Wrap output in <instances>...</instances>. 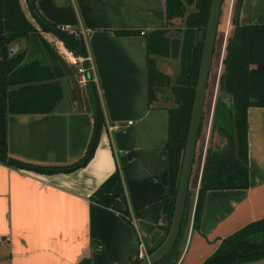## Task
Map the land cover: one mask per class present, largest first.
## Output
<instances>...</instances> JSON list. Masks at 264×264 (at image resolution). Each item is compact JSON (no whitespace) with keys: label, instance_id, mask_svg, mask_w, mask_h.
Masks as SVG:
<instances>
[{"label":"crops","instance_id":"obj_1","mask_svg":"<svg viewBox=\"0 0 264 264\" xmlns=\"http://www.w3.org/2000/svg\"><path fill=\"white\" fill-rule=\"evenodd\" d=\"M23 1L25 8L20 0L21 8L33 24ZM234 1L228 0L225 41L232 29ZM35 6L48 22L77 26L85 32L104 124L91 160L73 172L39 173L0 163V264L142 260L164 238L167 218L159 202L169 179L164 151L168 106L159 96L148 104L146 36L158 29L168 31L177 19L166 20L165 0H35ZM239 23L264 24V0H244ZM117 30L139 34L120 36L114 33ZM162 64L158 60L157 68L167 75L171 71L164 72ZM90 103L89 94L77 98L65 92L50 113L9 114L8 156L36 167L78 162L93 134ZM247 126L248 188L208 191L199 225L193 229L204 147L197 168L192 167L182 234L163 264H202L223 239L264 218V108L247 109ZM109 127L114 129L109 131ZM123 158L126 161L121 164ZM117 168L120 183L115 181ZM105 195L115 197L116 209L128 210L129 220L96 202Z\"/></svg>","mask_w":264,"mask_h":264},{"label":"trees","instance_id":"obj_2","mask_svg":"<svg viewBox=\"0 0 264 264\" xmlns=\"http://www.w3.org/2000/svg\"><path fill=\"white\" fill-rule=\"evenodd\" d=\"M25 2L35 26L25 16L20 0H0V156L6 159V162L0 163L13 169L39 173H70L87 165L98 144L104 117L96 91L98 115L97 118L94 117L89 147L78 162L66 167H36L12 159L7 153L6 118L9 114H47L52 112L63 98L62 81L66 77V60L50 46L44 35H50L56 42L61 43L74 58L80 60L76 64L81 68H84L85 62L88 63L86 43L77 26H70L74 29L69 31L62 30V25L50 23L38 13L35 0ZM243 2L244 0L234 1L232 29L225 41L222 69L218 79V91L230 97V104L227 105L217 97L213 130L225 139V145L215 149L209 147L205 151L194 208L193 229H197L199 225L204 196L208 191L248 188L247 109L264 108V24L240 25L239 14ZM210 3L211 0H165V16L168 22L185 18L181 39L166 36L167 29L154 30L146 36L149 105L158 97L156 88L170 84L168 75L158 70L154 58L179 61L178 73L173 85L170 84L174 105L167 108L168 130L164 151L168 161L169 179L159 202L160 211L167 218V225L163 228L164 238L169 230L174 207ZM187 7H193L194 10L187 13ZM114 33L120 36L139 34L135 30H117ZM13 47L17 49L14 51ZM84 70L93 106L90 86L94 90L95 86L89 64ZM125 161L123 158L121 164ZM115 181L120 183L118 168ZM119 196L125 203L123 193ZM114 199V196L105 195L96 202L106 208L120 211L122 216L129 220L128 210L116 209ZM186 206L187 200L185 209ZM185 216L186 210L177 240L182 234ZM173 248L156 264H163ZM155 249L156 247L148 250L147 255ZM262 258L264 218L223 239L216 251L202 264H238ZM140 262L141 259L136 258L128 264ZM79 264L89 263L82 261Z\"/></svg>","mask_w":264,"mask_h":264},{"label":"water","instance_id":"obj_3","mask_svg":"<svg viewBox=\"0 0 264 264\" xmlns=\"http://www.w3.org/2000/svg\"><path fill=\"white\" fill-rule=\"evenodd\" d=\"M223 0H211L207 24L205 28L202 53L200 58L198 76L195 86L194 98L190 113L188 131L185 140V146L182 155L181 167L177 183L174 207L169 225V230L162 243L149 255L141 260L139 264H156L163 259L167 253L173 248L178 235L180 233L182 219L185 211L187 200L189 181L191 177L193 161L196 153V145L198 141V132L200 128L205 95L208 86L209 75L211 71L212 58L214 53L215 41L221 15V7ZM88 67V63H84V68ZM171 73V72H170ZM90 92L93 101V113L97 118L98 108L95 90L90 86ZM220 99L227 105L230 104V97L219 91ZM0 162H6L5 158L0 156ZM238 264H264V258L251 262H243Z\"/></svg>","mask_w":264,"mask_h":264},{"label":"rangeland","instance_id":"obj_4","mask_svg":"<svg viewBox=\"0 0 264 264\" xmlns=\"http://www.w3.org/2000/svg\"><path fill=\"white\" fill-rule=\"evenodd\" d=\"M22 1V6L25 8L24 1ZM249 5H251L250 1L248 2ZM249 7V6H247ZM260 11L262 13V8L260 6H256L257 11ZM228 9V0H224L222 12L220 15V24L217 31V38L215 43V52L213 54L212 58V68H211V74L209 75V83L207 86V91L205 95V102L203 107V118H202V124H201V130L200 135L198 137L197 141V149H196V159L194 162V170L195 167L198 166V158L203 152L204 147L215 149V148H221L225 145V139L220 137L214 130V114H215V106L217 103V97L219 95V91H217V78L218 75L221 74V57L222 54L224 56V45L223 41H225L226 34L227 33V23H226V14ZM25 10V9H24ZM193 7H187V13L193 11ZM184 20L185 18H177V24H173L171 28L168 29L166 36L169 38H176L181 39L182 36V30L184 27ZM34 25H36L33 22ZM231 24V23H230ZM74 29V27H70V30ZM44 39L50 44V46L57 52V49L54 45V39L50 35H44ZM23 44V43H22ZM24 45V44H23ZM22 45V46H23ZM21 46V45H20ZM17 47V46H14ZM15 51L17 48H14ZM155 63L158 62V60L162 61V65H160L161 69L164 72H167L168 70L171 71V73H168V78L170 80V84L173 85L174 79L178 73L179 69V61L178 59H171V58H162V57H155ZM67 65V71H66V77L62 81V86L66 92V95L69 96V93L71 92L75 97H79L82 95L88 96V87L87 82L85 84L81 83L82 75L80 73V66L78 64H72L68 61L65 62ZM169 72V71H168ZM219 72V73H218ZM163 74V73H162ZM166 75V74H165ZM220 76V75H219ZM170 84L164 87L156 88V95L159 96V100L163 103H166L168 107L174 105L173 98L170 92ZM70 91V92H69ZM64 92V91H63ZM64 92V93H65ZM63 93V95H64ZM91 101V100H90ZM155 101L151 102L154 104ZM91 105V103H90ZM91 108L93 110V107L91 105ZM205 155V153H204ZM197 173V172H196ZM195 176H193L194 179ZM192 179V183H193ZM191 183V184H192ZM188 207V203L186 208Z\"/></svg>","mask_w":264,"mask_h":264},{"label":"built area","instance_id":"obj_5","mask_svg":"<svg viewBox=\"0 0 264 264\" xmlns=\"http://www.w3.org/2000/svg\"><path fill=\"white\" fill-rule=\"evenodd\" d=\"M61 29H62V30H67V31H69V30H70V26H69V25H62V26H61ZM80 33L82 34V36H83V38H84V37H85V32H83V31L80 30ZM141 34H143V33H141ZM54 45H55L57 51H58L60 54H62V55L64 56L65 60L68 61L69 63H72V64L75 65L77 62H80V60H77L76 58H74L73 55L71 54V52L67 51V50L63 47V45H62L61 43L56 42V41L54 40ZM80 68H81V67H80ZM79 71H80V73H81V75H82L81 83H82V84H85V83L87 82V77H86V75H85V70H84V68H81ZM108 129H109V131H112L114 128H113V127H109Z\"/></svg>","mask_w":264,"mask_h":264}]
</instances>
